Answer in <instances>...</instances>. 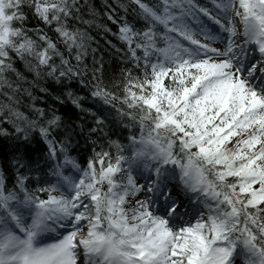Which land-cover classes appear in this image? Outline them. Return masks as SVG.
<instances>
[{"label": "snow or ice", "instance_id": "1", "mask_svg": "<svg viewBox=\"0 0 264 264\" xmlns=\"http://www.w3.org/2000/svg\"><path fill=\"white\" fill-rule=\"evenodd\" d=\"M104 7L128 67L92 111L91 0H0V264H264V0Z\"/></svg>", "mask_w": 264, "mask_h": 264}, {"label": "trees", "instance_id": "2", "mask_svg": "<svg viewBox=\"0 0 264 264\" xmlns=\"http://www.w3.org/2000/svg\"><path fill=\"white\" fill-rule=\"evenodd\" d=\"M106 0H91V3L95 6L97 11V19L94 26L88 27L87 30L91 39L89 40V55L86 58L85 63L88 67V73L84 76V79L91 86L95 83L91 79L93 68H98L100 64H103L102 72H97L96 75L101 77L104 85L108 86L110 89L114 84H119L121 81L122 69L128 67L125 61V46L121 42H119L115 38V34L117 33V25H113L110 20H108L105 15V4ZM107 2L112 3L114 0H107ZM127 3V0H124ZM123 13H121L122 15ZM88 18V17H86ZM129 20L133 23L135 21L131 16H129ZM110 29V31L106 30ZM114 32V34H113ZM113 34V35H112ZM109 40L112 43V46L107 41ZM91 49H95V53L91 52ZM93 55L95 56V64L93 62ZM18 67L23 68V65H18ZM49 90V95H43L39 92H36L35 95L39 97V103L37 106L45 107V108H57L59 110V114L64 116L66 121H70L74 124H92L89 119H83L81 115H78L76 108L71 104V102H66L63 105L54 102V97L64 91L65 89H61L59 85H56L52 82H48L45 85ZM120 94L119 92L117 93ZM28 99V98H26ZM66 99V98H65ZM3 100V97H0V101ZM19 110L24 112L26 115H31L30 107L27 109L23 104V99H21V104ZM80 141L82 137H77ZM7 141L0 138V154L5 156V153L9 151ZM85 146L84 144H80ZM35 147V145H33ZM41 150L43 149V145L40 146ZM90 149L84 148L83 152H89ZM3 158H0V164L4 163Z\"/></svg>", "mask_w": 264, "mask_h": 264}, {"label": "bare ground", "instance_id": "3", "mask_svg": "<svg viewBox=\"0 0 264 264\" xmlns=\"http://www.w3.org/2000/svg\"><path fill=\"white\" fill-rule=\"evenodd\" d=\"M27 97L24 96L22 97L21 99H23V104L25 105V107L28 109L29 108V105L31 104V101L26 99ZM30 115V113H28ZM0 158H3L5 159V156L3 154H0Z\"/></svg>", "mask_w": 264, "mask_h": 264}]
</instances>
